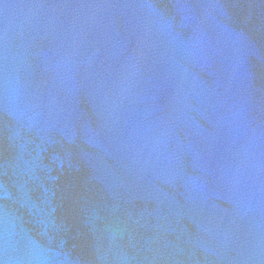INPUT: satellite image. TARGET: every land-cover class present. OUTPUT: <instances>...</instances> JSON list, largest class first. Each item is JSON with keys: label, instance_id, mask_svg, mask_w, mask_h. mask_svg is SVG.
<instances>
[{"label": "water", "instance_id": "1", "mask_svg": "<svg viewBox=\"0 0 264 264\" xmlns=\"http://www.w3.org/2000/svg\"><path fill=\"white\" fill-rule=\"evenodd\" d=\"M0 264H264V0H0Z\"/></svg>", "mask_w": 264, "mask_h": 264}]
</instances>
